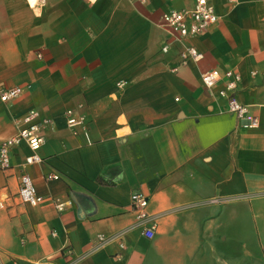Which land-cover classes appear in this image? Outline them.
<instances>
[{"label":"crops","instance_id":"obj_1","mask_svg":"<svg viewBox=\"0 0 264 264\" xmlns=\"http://www.w3.org/2000/svg\"><path fill=\"white\" fill-rule=\"evenodd\" d=\"M195 1L0 0V89L23 88L0 101V143L30 110L50 121L43 163L24 169L23 144L0 171V264H264V0H209L219 22L164 54L159 16ZM187 46L203 60L173 71ZM209 70L220 86L240 75L256 128L205 90ZM71 108L86 119L77 135ZM24 172L37 207L17 199ZM134 194L149 198L152 239Z\"/></svg>","mask_w":264,"mask_h":264},{"label":"built area","instance_id":"obj_2","mask_svg":"<svg viewBox=\"0 0 264 264\" xmlns=\"http://www.w3.org/2000/svg\"><path fill=\"white\" fill-rule=\"evenodd\" d=\"M29 3V0H27ZM145 2V0H141ZM239 0H228L230 4H237ZM38 3V0L36 4ZM220 20L216 9L209 0H196L195 4L190 9L181 11L171 10L162 13L158 20L157 25L167 29L171 34V41H168L163 47L162 52L168 54L170 46L175 42H183L186 39L197 37L210 28L215 26ZM41 57V56H39ZM204 58L195 47L187 46L181 51L179 55L178 65L173 68L177 71L178 67L187 65L190 62L198 63ZM227 79L223 86H220L222 75L218 70H209L202 74L201 83L205 90L214 98L224 100L227 103L229 112L233 113L239 122V128L247 130L256 128L259 125L257 117L251 113L249 107L241 104L237 99V91L241 77L239 74L229 71L225 74ZM23 93L22 87L1 88L0 101L7 103L20 97ZM67 127L77 135L80 130H86L85 116L80 112L79 108L68 109L65 113ZM50 121L45 119L42 122L39 119V113L35 110L28 111L18 126V132L0 143V171H7L12 167V152L15 148L25 144L30 150V155L25 158L23 168L38 165L43 163V159L39 155L43 144L45 143L44 136L42 135V128L44 124ZM60 176L51 174L46 177V181L59 180ZM20 186L17 193V199L21 204L37 207L46 198L39 195L34 185L32 177L24 172L19 177ZM54 205L59 212H65L72 203L54 200ZM149 206V198L143 194H134L132 196V209L136 215L137 223H144L143 234L152 239L156 230L155 217L147 212ZM3 207V200L0 197V208ZM154 224L148 225L150 221ZM150 230V232H148ZM104 238L100 237L99 241L104 242ZM124 247L123 244L120 245ZM67 255H72V250L66 249Z\"/></svg>","mask_w":264,"mask_h":264},{"label":"bare ground","instance_id":"obj_3","mask_svg":"<svg viewBox=\"0 0 264 264\" xmlns=\"http://www.w3.org/2000/svg\"><path fill=\"white\" fill-rule=\"evenodd\" d=\"M29 4H30V2H29ZM31 5V4H30Z\"/></svg>","mask_w":264,"mask_h":264}]
</instances>
